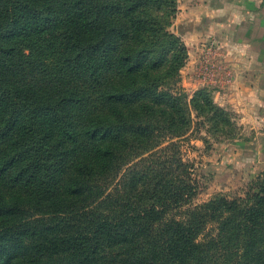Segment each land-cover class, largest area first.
<instances>
[{
  "label": "trees",
  "instance_id": "obj_1",
  "mask_svg": "<svg viewBox=\"0 0 264 264\" xmlns=\"http://www.w3.org/2000/svg\"><path fill=\"white\" fill-rule=\"evenodd\" d=\"M178 12L0 0V264H264V172L194 202ZM190 103L231 133L207 88Z\"/></svg>",
  "mask_w": 264,
  "mask_h": 264
},
{
  "label": "crops",
  "instance_id": "obj_2",
  "mask_svg": "<svg viewBox=\"0 0 264 264\" xmlns=\"http://www.w3.org/2000/svg\"><path fill=\"white\" fill-rule=\"evenodd\" d=\"M178 6L174 27H190L181 33L189 51L182 74L192 76L199 86L213 82L216 102L221 106L230 104L240 120L251 123L255 139L250 143L257 145L256 156L262 163L259 153L264 155V0H178ZM197 24L202 25L196 28ZM207 39H216L218 49L202 60L200 45ZM206 60V68L212 71L206 70L203 82L196 77V65Z\"/></svg>",
  "mask_w": 264,
  "mask_h": 264
},
{
  "label": "rangeland",
  "instance_id": "obj_3",
  "mask_svg": "<svg viewBox=\"0 0 264 264\" xmlns=\"http://www.w3.org/2000/svg\"><path fill=\"white\" fill-rule=\"evenodd\" d=\"M173 30L180 34L176 27H173ZM215 41L218 43L216 39ZM215 41L207 39L201 43L202 60L208 55L213 56L214 50L218 49ZM198 64L196 77L203 81L206 70H209L205 66L207 60L206 63L203 61V64L202 62ZM196 82L198 81L192 80V76L181 73L178 84L181 92L186 94L193 119L189 133L180 140V151L197 186V197L194 202L202 204L218 195L229 198L245 196L253 182L264 172V155L259 153L263 160L259 163V157L256 156L257 145L250 143L255 139V131L251 129V123L240 120V115L232 110L230 104L221 106L216 102L213 82L212 85L206 86L196 85ZM202 88H207L214 102L230 115L233 122L232 128L229 129L230 134L212 127L210 117L196 111L190 103Z\"/></svg>",
  "mask_w": 264,
  "mask_h": 264
}]
</instances>
